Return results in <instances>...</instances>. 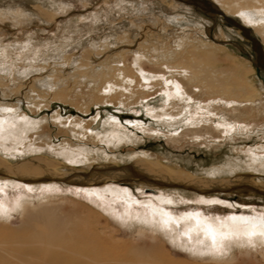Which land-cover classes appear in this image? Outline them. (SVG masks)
I'll return each instance as SVG.
<instances>
[{"label":"rangeland","instance_id":"obj_1","mask_svg":"<svg viewBox=\"0 0 264 264\" xmlns=\"http://www.w3.org/2000/svg\"><path fill=\"white\" fill-rule=\"evenodd\" d=\"M52 1L0 0V103L15 105L39 123L24 134L23 152L11 150L16 139L5 140L0 133V160L8 167L50 170L41 177L20 172L26 181L9 169L8 175L0 173V205L12 216V223L0 221V248L18 229L44 228L41 211L48 209L53 219L67 223L66 230L96 233L105 250L115 253L113 261L124 264L146 254L156 264H264L259 249L242 244L230 243L217 259L201 255L199 243L184 245L181 237L180 246L169 235L176 231L159 235L138 218L152 216V209L177 218L199 212L213 220L264 215V70L250 41L222 17L185 0ZM252 30L264 47V37ZM187 44L196 47L195 54L210 52L202 65L233 71L227 79L243 78L251 88L245 98L241 89L225 97L207 94L193 70L169 59L173 52L192 56ZM118 69L135 76L136 83L111 95L102 89L105 82L129 85L116 75ZM153 74L190 83L193 99L166 102L161 81L142 78ZM164 111L170 115L161 116ZM80 120L81 126L71 122ZM70 150L86 158L71 161ZM136 161L152 168L121 174ZM98 168L110 170L95 174L105 176L101 181L71 182L79 171L91 178ZM162 170L194 176L209 187L217 181L218 190L205 194L179 183L163 186L154 176L163 178ZM113 187L126 190L131 201L109 191ZM45 197L52 203L33 210L34 221L18 213L16 203L37 204ZM185 226L181 221V231Z\"/></svg>","mask_w":264,"mask_h":264},{"label":"bare ground","instance_id":"obj_2","mask_svg":"<svg viewBox=\"0 0 264 264\" xmlns=\"http://www.w3.org/2000/svg\"><path fill=\"white\" fill-rule=\"evenodd\" d=\"M53 1L51 2L52 5L54 4ZM185 1H189V0H185ZM209 1H211V0H209ZM217 1H218L217 4H216V2L214 3V1H211V2L214 3L215 5H217L226 14L240 19L246 26H248L251 29H254L255 32L259 34V36L264 37V0H217ZM189 3H191V2H189ZM16 4H18V3H16ZM55 4H57V3H55ZM193 5L196 7L202 8L201 6H197L195 4H193ZM60 6L61 5H59L58 7H60ZM229 12H231L232 14H229ZM241 13H243V15H241ZM15 14H18V13L15 12ZM23 14H25V13L23 12ZM185 47L188 51H190L189 53L193 52L192 56H191V54L185 55V54H180V53L178 54L176 52H173V53L169 54V59L174 58V60H179V61L182 60L181 65H183V67L186 68L184 70H188V69L193 70V75L195 76L194 78L197 80L195 82H201L203 84L204 88L207 90V94L213 95V94L218 93L222 97H225L228 95L231 96L232 94H237V93L242 91V94H240V95H242L241 97L245 98L244 94L247 92V89L249 90L250 87L243 80V78L241 80H240L241 77L236 78V79L224 78L226 73L229 74L233 71L230 72V70L223 68V67L214 69L215 67L213 65L212 66L202 65L203 59H206L210 52L204 51L203 53L201 52V53L195 54V52L197 50L196 47L190 46L188 44ZM184 57H186L187 60H185ZM165 61L168 63L169 60L167 59ZM168 67H170V66H168ZM236 71H237V69H236ZM115 73L119 77H121V75H122V78H123L122 80H125L126 82H128L129 85H123L121 83H113V82L107 83V82H105L102 89H105L104 91L111 92L112 93L111 95H113L112 91H116V95H117V90L121 91L122 89L125 90L124 92L126 93V90L128 89L129 86H131V83H134V82L136 83L137 78L135 76H127V75H125V73L121 69L120 70L118 69ZM234 73H236V72H234ZM232 74L233 73H231V75ZM234 76H236V75H234ZM142 78L144 80H147V81L159 79L161 81V84L164 85L163 89H165V93H166L165 94L166 95V98H165L166 102L172 101L173 103L174 102L187 103L188 101L193 99V97H192L193 96L192 94H194L193 86L190 83H184L180 79H178V80L174 79V78L169 79L165 76V74H161L159 76H156L153 74L150 77H146V76L142 75ZM189 79H192V77H190ZM140 81H141V78H140ZM176 85H179V89H177ZM235 85H237V86H235ZM195 86H197V85H195ZM129 89H130V87H129ZM240 89H241V91H240ZM251 93H252V90H251ZM242 101H243V99H242ZM245 103H247V102H245ZM4 109H11L12 111L6 112V111H4ZM166 115H170L169 112L164 111L161 114V116H166ZM24 118H26V119H24ZM58 118L60 119V116H58ZM0 121L5 122L4 126H3L4 127V131H3L4 135L2 137L5 140H15L16 139L15 146L11 150L18 151V152H23V149L28 147L26 142H24L25 141L24 140V138H25L24 134H26L28 131L30 132V130L36 129V126L38 127V124H39V123H34V122L32 123V121L29 120L28 116L26 117V115H23L22 113H18V110H17L15 105L5 104L4 102L0 103ZM71 122L74 124V126H81V120L80 121H71ZM207 122H208V120L205 121V123H207ZM193 123L196 124V121H194ZM199 123L200 122H198V124ZM205 123L203 122V124H205ZM219 125H224V124L220 123ZM199 127H200V125H199ZM217 127H219V126H217ZM202 128L203 129H205V128L209 129V128H211V126H210V124H209V127L203 125V127L189 129L187 131H184V133H187V132L198 133L199 131L202 130ZM213 128H215V125ZM211 131H213V130H211ZM221 131H223V130H221ZM80 156L82 157V159H80ZM69 157H71V161H75V159H79L78 161H80V162L83 161L84 158H86L84 156V154H81L78 151L75 152L74 150H72V151L70 150ZM5 164L6 163L4 161L0 160V173L1 174L8 175L10 173V171H8L7 169H9L12 172H16L15 174H18L19 178L21 177L20 180H25V181H26V179L21 176L23 174H21L20 172L32 171L34 173V171H35L37 174L36 176L41 177L38 174H42L46 170L50 171V170H48L47 167H31L28 164H25L23 166L21 165V166H13V167H8ZM141 168L145 169V168H152V167H148L146 165V163L143 161H136L133 166L128 167V170L121 171V174H123V175L137 174L138 170H139V174H141V172H142V171H140V170H142ZM101 171L106 172V171H110V170L109 169L104 170L102 168H98L97 171L93 172V176H90L91 178H83L84 173H81L79 171L80 175L77 178L71 180V182L78 183L77 185L80 186V185H84L85 182H92L93 180L94 181H96V180L101 181V179L104 178L105 176L95 178V174L100 173ZM161 172L163 173L162 174L163 178H161V176H157L156 174L154 176L158 177L157 180L160 181V183L163 186H168V184H170V183H175V185L177 186L176 183H179V184H184V185L191 186V187L193 186V188L196 189L197 191H199V193L210 194V193H212L211 191L215 190L219 185L218 183H216L217 181H213L214 187H209V186H206L202 183H199V181H197V180H194L195 179L194 176H188L185 174L174 175V174H171V173L163 171V170ZM51 174H53V173H51ZM53 175L55 177H58L57 174H53ZM242 178H244V177H242ZM242 178H241V180H242ZM237 180H240V179L238 178ZM79 181H80V184H79ZM242 182H241V184H242ZM225 184H228V183H224V185ZM84 190H86V189H84ZM217 190H218V188H217ZM87 191L92 192V191H94V189L92 187H89ZM109 191H111L112 193H118L119 192L125 196V199L127 201H129V202L131 201V198L129 197V193L126 190H123V189H120L117 187H113ZM96 193H98V192H96ZM45 199L46 200L41 199L37 204L32 202L31 200H23L22 202L16 203V205L20 208V212L18 210V213L20 215H22L23 217H25L27 215L28 218H30V219H28V221H32V220L34 221L37 217H35V215H32L33 210L40 209V208L45 207L46 205L52 203L51 197H45ZM1 205H0V209H2V210H0V221H6V223H12V221L10 219L12 216L9 213V208H5V206H1ZM191 213L194 214V212H191ZM196 213H199V212H196ZM41 216H43L42 218H44V220H45L46 226L44 228H42L38 231L30 230L27 228L21 232L18 229V232L16 234L12 233V234H14L13 236H11L10 238L8 237L9 239H7L6 241H3L4 242L3 243V249L0 248V264H124V261H122V262H118L119 260L113 261L114 259H116L113 256V254L115 255V253H113L111 251L108 252L105 250L106 247H104L102 241L99 240L96 233L91 231V233H89L90 235L85 236L82 233H80L79 230H77L79 227L77 229L75 228L74 230H66L67 223L53 219L51 211L48 209L42 210ZM200 216H201V218L206 217L203 214H200ZM233 216H236V215H233ZM128 217L132 218L133 215H130V216L124 215L121 218L127 219ZM138 218H139V221H141V222L144 221V224L146 223L145 226L148 225V227H150V229L152 231L160 232L159 235L162 234V236L166 237V235L169 233L168 231L162 229L157 223L154 222L153 216H146V217L138 216ZM213 221H215V220H213ZM43 223H44V221H43ZM142 223H140V224H142ZM72 225H74V224H72ZM142 226H144V225H142ZM173 231H175V227H173ZM169 235L173 239H175L180 246L183 245V242L181 241L182 238L180 235H178V234L174 235V234H170V233H169ZM3 237H4V235L2 236V238ZM185 238L186 237L183 238L184 241H186V244H184V245H187L188 239L186 238V240H185ZM178 239H181V240H178ZM200 240H203V237L201 236L199 238V240H197L196 234L193 233L192 244L194 242L197 244L198 243L200 244V242H199ZM231 243L249 246L248 242L246 240H243V239L235 240V241H232ZM250 247H252V246H250ZM253 248L259 249L261 254L264 255V243H261L259 240H257L255 243V247H253ZM203 251H204V253L205 252L209 253L207 251V249H203ZM209 255H212V257L217 259L216 257L219 254H211L210 253ZM130 262H132L133 264H156L153 257H151V255H147V254L144 255V257L142 259H135V260H131ZM125 264H128V263L125 262Z\"/></svg>","mask_w":264,"mask_h":264},{"label":"snow or ice","instance_id":"obj_3","mask_svg":"<svg viewBox=\"0 0 264 264\" xmlns=\"http://www.w3.org/2000/svg\"><path fill=\"white\" fill-rule=\"evenodd\" d=\"M243 15V13H241ZM170 83V82H169ZM179 89V85H176ZM6 112H11V109H4ZM26 119V118H24ZM4 121H0V133L4 131ZM3 188H0V192ZM213 203H219L214 201ZM148 207V206H146ZM2 210V209H0ZM153 220L162 229L175 231L182 238L186 237L189 242L193 240V233L196 234L197 240H200L201 251L199 254H205L203 249L211 254L223 255L225 247L235 240H246L249 246L255 247V243L259 240L264 243V215L258 216H231L225 220L220 218L204 217L201 218L199 213H186L182 217H173L170 213L153 209ZM181 221H184L186 226L181 231ZM195 252V249H192Z\"/></svg>","mask_w":264,"mask_h":264},{"label":"water","instance_id":"obj_4","mask_svg":"<svg viewBox=\"0 0 264 264\" xmlns=\"http://www.w3.org/2000/svg\"><path fill=\"white\" fill-rule=\"evenodd\" d=\"M188 2L201 6L206 14H213L215 16L222 17L229 25L240 30L244 37L251 43L252 49L256 55L258 68H262L264 70V48L259 38L251 28L246 26L240 19L226 14L217 5L209 0H189Z\"/></svg>","mask_w":264,"mask_h":264}]
</instances>
